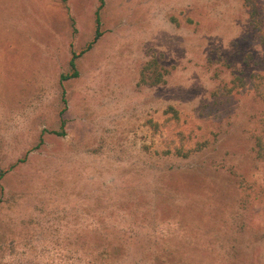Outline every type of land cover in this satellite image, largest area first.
Returning a JSON list of instances; mask_svg holds the SVG:
<instances>
[{"label":"rangeland","instance_id":"obj_1","mask_svg":"<svg viewBox=\"0 0 264 264\" xmlns=\"http://www.w3.org/2000/svg\"><path fill=\"white\" fill-rule=\"evenodd\" d=\"M100 5L0 0V264H264V0Z\"/></svg>","mask_w":264,"mask_h":264},{"label":"trees","instance_id":"obj_2","mask_svg":"<svg viewBox=\"0 0 264 264\" xmlns=\"http://www.w3.org/2000/svg\"><path fill=\"white\" fill-rule=\"evenodd\" d=\"M104 3V0H101V5L102 6ZM99 11H97V29H96V34L94 37L93 42H91L88 47L82 51L85 52L86 50L90 49L92 44L97 41L103 34V32L100 29V25H101V20H100V16L98 14ZM255 16L254 14V10H252V16ZM256 27L258 28L259 32H260V41L262 44H264V26H262L261 22L258 21L256 24ZM74 53V52H73ZM79 55H77L76 53L73 54L71 60H70V65L72 68V72L67 73V74H63L61 75V79L62 80H69L71 78H76L79 76V71L77 69V65H76V58ZM160 82H165V78L164 75L162 73H160L157 77H155V80L153 81V83H160ZM64 126H65V120H62L61 122V130H51L50 132L56 135H60L63 136L66 134L65 130H64ZM43 143V139L40 140V142L38 143L37 147H39L41 144ZM254 149L256 150V156L262 158V156L264 157V133H258L255 135V147ZM5 175V172L1 171L0 172V179ZM113 254L111 252H98L95 254V257L93 258L92 261H90L88 264H112V259H113ZM157 257L155 255V257H153L151 259V262L149 264H157L156 262ZM166 264H171L169 261L166 262Z\"/></svg>","mask_w":264,"mask_h":264}]
</instances>
